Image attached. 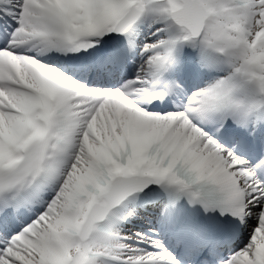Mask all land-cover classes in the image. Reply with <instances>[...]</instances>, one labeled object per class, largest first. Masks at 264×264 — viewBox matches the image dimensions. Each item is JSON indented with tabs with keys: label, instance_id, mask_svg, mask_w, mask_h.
Segmentation results:
<instances>
[{
	"label": "snow or ice",
	"instance_id": "obj_1",
	"mask_svg": "<svg viewBox=\"0 0 264 264\" xmlns=\"http://www.w3.org/2000/svg\"><path fill=\"white\" fill-rule=\"evenodd\" d=\"M0 264H264V0H0Z\"/></svg>",
	"mask_w": 264,
	"mask_h": 264
}]
</instances>
